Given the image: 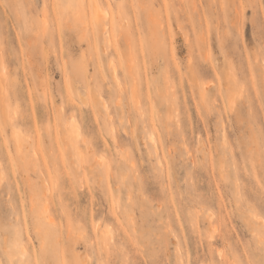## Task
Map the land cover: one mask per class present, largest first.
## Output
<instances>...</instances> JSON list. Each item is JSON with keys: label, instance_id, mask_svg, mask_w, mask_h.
Instances as JSON below:
<instances>
[{"label": "rangeland", "instance_id": "1", "mask_svg": "<svg viewBox=\"0 0 264 264\" xmlns=\"http://www.w3.org/2000/svg\"><path fill=\"white\" fill-rule=\"evenodd\" d=\"M0 264H264V0H0Z\"/></svg>", "mask_w": 264, "mask_h": 264}, {"label": "bare ground", "instance_id": "2", "mask_svg": "<svg viewBox=\"0 0 264 264\" xmlns=\"http://www.w3.org/2000/svg\"><path fill=\"white\" fill-rule=\"evenodd\" d=\"M18 147H20V146L18 145Z\"/></svg>", "mask_w": 264, "mask_h": 264}]
</instances>
